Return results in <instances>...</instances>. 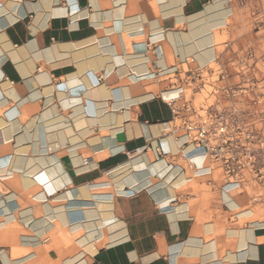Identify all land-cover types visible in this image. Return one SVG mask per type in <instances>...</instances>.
Wrapping results in <instances>:
<instances>
[{"label":"crops","instance_id":"obj_1","mask_svg":"<svg viewBox=\"0 0 264 264\" xmlns=\"http://www.w3.org/2000/svg\"><path fill=\"white\" fill-rule=\"evenodd\" d=\"M259 7L0 0V264H264L257 189L195 169L158 97L186 61L264 54Z\"/></svg>","mask_w":264,"mask_h":264},{"label":"built area","instance_id":"obj_2","mask_svg":"<svg viewBox=\"0 0 264 264\" xmlns=\"http://www.w3.org/2000/svg\"><path fill=\"white\" fill-rule=\"evenodd\" d=\"M259 62L264 64V54L258 57L253 50L230 66L219 61L208 69L192 68L186 61L158 74L169 81L158 97L173 114L168 133L201 150L190 164L197 170L209 167L216 180L243 192L255 187L252 200L264 203V67Z\"/></svg>","mask_w":264,"mask_h":264},{"label":"rangeland","instance_id":"obj_3","mask_svg":"<svg viewBox=\"0 0 264 264\" xmlns=\"http://www.w3.org/2000/svg\"><path fill=\"white\" fill-rule=\"evenodd\" d=\"M259 1L261 3V7L250 9V13H247L248 16L255 14V16L258 17L259 19H241L239 24V33H253L258 31L260 33H264V0H259ZM212 68L216 69V66H213ZM186 69L187 67L184 66V70ZM190 94L191 93L188 92V95ZM202 96L205 97L206 93L204 92Z\"/></svg>","mask_w":264,"mask_h":264}]
</instances>
